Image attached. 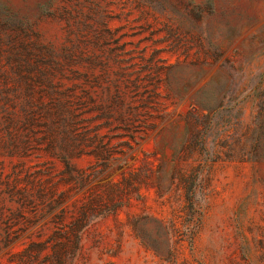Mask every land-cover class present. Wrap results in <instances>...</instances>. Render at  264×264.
Returning <instances> with one entry per match:
<instances>
[{"label": "rangeland", "instance_id": "obj_1", "mask_svg": "<svg viewBox=\"0 0 264 264\" xmlns=\"http://www.w3.org/2000/svg\"><path fill=\"white\" fill-rule=\"evenodd\" d=\"M0 264H264V0H0Z\"/></svg>", "mask_w": 264, "mask_h": 264}]
</instances>
